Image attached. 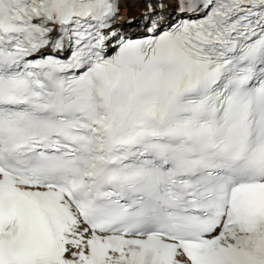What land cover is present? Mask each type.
<instances>
[{"label":"snow or ice","instance_id":"snow-or-ice-1","mask_svg":"<svg viewBox=\"0 0 264 264\" xmlns=\"http://www.w3.org/2000/svg\"><path fill=\"white\" fill-rule=\"evenodd\" d=\"M0 0V264H264V0Z\"/></svg>","mask_w":264,"mask_h":264},{"label":"bare ground","instance_id":"bare-ground-1","mask_svg":"<svg viewBox=\"0 0 264 264\" xmlns=\"http://www.w3.org/2000/svg\"><path fill=\"white\" fill-rule=\"evenodd\" d=\"M126 12H127V10L124 13H126Z\"/></svg>","mask_w":264,"mask_h":264}]
</instances>
